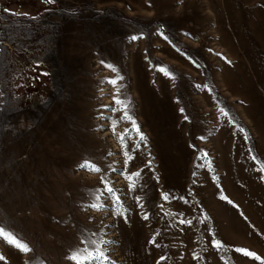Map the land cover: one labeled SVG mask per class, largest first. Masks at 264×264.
Returning <instances> with one entry per match:
<instances>
[{"label": "rangeland", "instance_id": "rangeland-1", "mask_svg": "<svg viewBox=\"0 0 264 264\" xmlns=\"http://www.w3.org/2000/svg\"><path fill=\"white\" fill-rule=\"evenodd\" d=\"M0 226V264H264V0H0Z\"/></svg>", "mask_w": 264, "mask_h": 264}, {"label": "snow or ice", "instance_id": "snow-or-ice-1", "mask_svg": "<svg viewBox=\"0 0 264 264\" xmlns=\"http://www.w3.org/2000/svg\"><path fill=\"white\" fill-rule=\"evenodd\" d=\"M161 35H163V33H161ZM130 40H137L139 39V37L137 36H131L129 38ZM165 39H167V37H165ZM101 63H104L103 61H101ZM118 79H120L118 77ZM113 84L116 83V81H112ZM197 87H200L199 85H197ZM114 104H120L122 105V110H123V116L121 117V119H127L129 121H131V117L127 111L128 105L126 103H124L123 100H121L119 98V96L117 95L116 97H114ZM108 107V106H105ZM111 111L115 112L117 109L116 108H111ZM181 111H183V109H181ZM133 123V127L135 128V130L137 132H139V129L136 128L135 126V122L131 121ZM241 131H243V129H240ZM127 131V130H126ZM202 139V137H200ZM143 140V135L140 134L139 139L136 141V147H139L140 142ZM194 147V146H193ZM136 148H133L132 151L135 152ZM109 155H111V153H109ZM207 154L205 153V156ZM199 159V157H198ZM129 165H130V159L128 158V154H127V150H125V160H124V167L122 169H117L114 167H110V170L112 172H117L120 175L124 176L126 178L127 181H129L128 184V191L130 193H135L136 189H137V185H136V181L139 179V177L141 176V171H136V172H129ZM80 168L86 169V170H90V171H100V168L95 166L94 164H92L90 161L85 160L84 162H82L79 165ZM195 175V173H194ZM101 182L105 184V187L103 189H98V191L101 193V195H103V193H107L108 196L107 198L109 200L112 199L113 196H115V200L112 203V211L113 214L117 215V216H123L125 219H127V209L123 207L122 205V201L120 199L119 195H116V190L113 189L109 184L108 181L106 179V176H102L101 177ZM173 198L171 196V194L169 193H161V199L163 201H168L169 199ZM221 199H225L227 200L226 196L221 195L220 196ZM97 200L101 199V196H97L96 197ZM134 199L137 203V206L141 209L145 208V205L143 203L142 197L140 196H134ZM179 199H183L182 197H180ZM228 203H232V201L228 200ZM91 208L94 209H101L104 207L103 204H91L90 205ZM158 207L163 208V204L158 205ZM182 215V214H181ZM142 218L147 220L148 219V214L147 212H143L142 213ZM185 221H181V223H184ZM203 222V221H201ZM188 224H191V221H187ZM5 229L3 226H0V233L4 232ZM95 235V234H93ZM15 240H18V238L14 237ZM155 240H151L150 243H154ZM81 244L84 245L83 249H78V253H82V259H77V255L73 254L72 256L68 257L69 260H71L73 262V264H104L105 261H107V256H105L104 251L100 248V244H106L108 243L107 241H96L93 240L91 237H85L84 239H82L80 241ZM222 245L220 244L219 241H216L214 239L213 241V247L219 248ZM17 247L19 250L24 251V252H28L30 249L28 248V246L26 244H24L23 242H18ZM235 251L237 252H241L249 257H253L257 260L260 259V257L256 256L254 253L247 251L245 249H235ZM161 259H164L163 257H161Z\"/></svg>", "mask_w": 264, "mask_h": 264}]
</instances>
